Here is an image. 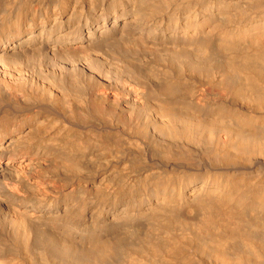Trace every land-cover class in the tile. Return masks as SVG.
Wrapping results in <instances>:
<instances>
[{
  "label": "bare ground",
  "instance_id": "6f19581e",
  "mask_svg": "<svg viewBox=\"0 0 264 264\" xmlns=\"http://www.w3.org/2000/svg\"><path fill=\"white\" fill-rule=\"evenodd\" d=\"M0 264H264V0H0Z\"/></svg>",
  "mask_w": 264,
  "mask_h": 264
}]
</instances>
